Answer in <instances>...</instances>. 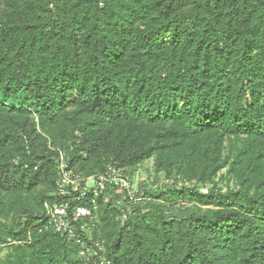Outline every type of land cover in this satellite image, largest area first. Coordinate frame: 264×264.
I'll list each match as a JSON object with an SVG mask.
<instances>
[{"label": "trees", "instance_id": "trees-1", "mask_svg": "<svg viewBox=\"0 0 264 264\" xmlns=\"http://www.w3.org/2000/svg\"><path fill=\"white\" fill-rule=\"evenodd\" d=\"M62 157L164 180L77 244ZM0 264H264V0H0Z\"/></svg>", "mask_w": 264, "mask_h": 264}, {"label": "built area", "instance_id": "built-area-1", "mask_svg": "<svg viewBox=\"0 0 264 264\" xmlns=\"http://www.w3.org/2000/svg\"><path fill=\"white\" fill-rule=\"evenodd\" d=\"M59 165L60 177L53 196L67 202H47L45 211L49 227L67 237L70 242L82 243V232L87 231L101 199L107 203L112 198L124 219L132 213L130 207L124 208L126 202L135 205L146 200L137 196L139 188H133L131 180L121 168L111 166L102 174L86 177L69 170L63 157ZM121 194L125 196L119 197ZM85 220H89V223L85 224ZM81 254L84 255V251Z\"/></svg>", "mask_w": 264, "mask_h": 264}, {"label": "rangeland", "instance_id": "rangeland-1", "mask_svg": "<svg viewBox=\"0 0 264 264\" xmlns=\"http://www.w3.org/2000/svg\"><path fill=\"white\" fill-rule=\"evenodd\" d=\"M163 176H157L154 172V167H153V160H148L146 161L142 166L136 170L133 179H132V184L133 188L137 189L141 184L149 186V187H154L155 184H161L163 181ZM222 190L224 192L227 191L226 184L223 182L221 184Z\"/></svg>", "mask_w": 264, "mask_h": 264}]
</instances>
